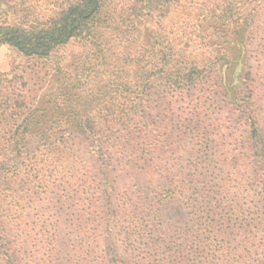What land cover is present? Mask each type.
Wrapping results in <instances>:
<instances>
[{
    "label": "rangeland",
    "instance_id": "obj_1",
    "mask_svg": "<svg viewBox=\"0 0 264 264\" xmlns=\"http://www.w3.org/2000/svg\"><path fill=\"white\" fill-rule=\"evenodd\" d=\"M123 4L119 3L117 8ZM51 8L52 0H0V22L6 17L16 23L31 18L43 20ZM171 27L165 42H174L178 50H185V57L179 63L193 66V75L201 78L200 86H172L150 71L152 79L160 81L151 87L147 98L136 102L141 103L137 108H177V114L184 118L191 113L189 108H199L202 124L198 135L184 141L176 155L167 153V165L164 161L155 170L128 169L123 161L128 157L112 151L114 162L110 176L115 191L110 202V212H113L110 222L116 219L117 223L113 222L109 228L105 200L94 183L95 160L88 143L75 134L55 129L45 131L50 127L48 120L52 117V108H94L95 111L113 98L114 95L107 94L103 100L86 101L92 81L96 85L98 81L111 79L109 70L112 64L120 63L124 44L112 43L109 51L93 57L92 50L78 39L58 50L46 62L25 57L8 45L0 46V104L9 100L12 108H21L17 111L21 116L32 111H36L37 117L46 116L29 136L27 154L19 158L16 169L20 179L14 180L11 188L5 187L16 199L4 212L8 238L3 242L4 247L14 253L15 264H118L129 261L132 249L127 239L131 212L134 207H143L133 205L135 196L151 199L144 213L151 208L157 211L152 197L163 192L165 176L172 178L178 170L171 164L181 159L185 174L193 173L191 166L195 162L189 160L191 150L200 148L203 161L210 159L220 166L221 180L229 184L231 195L240 194L244 199L245 189L240 181L250 180L256 151L250 150L255 141L247 134L248 117L236 108H252L251 117L264 128V0L176 1L140 19V35L134 52L139 53L144 42L147 47L152 42L159 45L160 39L152 38L156 29L163 37L162 29ZM111 34L119 37V33ZM56 66L61 67L63 75L56 72ZM74 79L79 80L80 98L67 97L62 92V86ZM134 98L119 100L115 105L132 108ZM15 99L19 103L16 106ZM170 115L163 114L162 128L156 138L159 142L169 138L179 144L177 127H170ZM177 145L169 146L168 151H174ZM196 162L200 164L199 160ZM44 163L47 165L42 166ZM32 165L34 170L30 174ZM9 176L13 180L17 173L13 176L11 172ZM180 198L162 201L158 209L162 228L187 223L189 210L183 197ZM243 199L240 204L247 207ZM221 206L227 205L222 202ZM260 229L263 233L251 239L252 247H256L255 256L242 255L232 245L230 256L217 263L257 264L258 261L259 264L263 261L264 225ZM141 249L142 245L135 244L137 258L132 263L146 264L140 259ZM207 257L212 260L209 256H192L189 260L191 264L198 260L207 264ZM164 258L161 255V261H166ZM160 259L155 260L156 263Z\"/></svg>",
    "mask_w": 264,
    "mask_h": 264
},
{
    "label": "trees",
    "instance_id": "obj_2",
    "mask_svg": "<svg viewBox=\"0 0 264 264\" xmlns=\"http://www.w3.org/2000/svg\"><path fill=\"white\" fill-rule=\"evenodd\" d=\"M176 1L179 0H52L50 13L43 20L31 18L29 21L16 23L10 22L6 17L4 22H0V46L8 45L25 57L43 62L78 39L83 40L92 50L93 57L109 51L112 43L124 44L125 50L120 63L112 64L109 70L111 79L108 78L102 83L98 81L96 85L92 81L86 101L89 103L101 98L103 100V96L107 94L114 95L113 98L105 105L95 108V111L94 108H52V117L48 120L51 121L50 127L45 131L48 133L55 129L62 133L75 134L88 143L95 160L94 183L105 200L107 227L112 226L113 222L117 223L116 219L110 222L113 218L110 202L115 191L110 176L114 162L112 151L128 157V160H123L128 169H138L140 172L145 169L155 170L164 161L167 165V153L176 155L182 149L184 141L194 134L198 135L202 124L199 108H189L191 113L185 118L177 114V108H137L141 103L136 102L147 98L151 87L160 81L153 80L150 71L159 74L165 83L172 86H200L201 78H195L193 66L179 63L185 57V50H178L174 42H165L173 26L162 29L163 37L161 31L156 29L152 38L160 39L159 45L152 42L147 47L144 46L147 42H144L140 46L143 47L142 50L139 53L134 52L140 35V19L175 4ZM119 3H124L123 7L117 8ZM157 24L159 26L160 23ZM111 32L119 33V37L115 38ZM55 70L58 72L61 67L56 66ZM58 74L64 73L60 71ZM78 82L79 80L74 79L62 86V92L67 97L76 95L80 98ZM131 97H135L134 107L119 108L115 105L119 100ZM8 102L6 100L0 104V264H15L14 253L10 248L4 247L8 238L4 212L15 204L16 199L5 187L11 188L14 180L20 179L16 169L19 158L27 154L29 136L35 125L46 117H37L36 111L21 116L20 112L17 113L21 108H12ZM14 104H19L18 100L15 99ZM236 110L248 117L247 134L255 141V146H251L250 150L256 151L251 163L250 180L240 181L245 189L244 199L240 194L231 195L229 184L221 180L220 166L210 159L203 161L200 148L191 150L189 160L195 162L191 166L193 173L185 174L181 159L171 164L173 169L178 167V170L172 178L165 176L163 192L160 191L152 197V201L157 203V211L151 208L144 213L150 203L148 200L151 199L135 196L136 203L133 205L138 204L144 208L134 207L131 212L127 239L132 249L129 250L130 260L120 261L118 264H137L132 263L137 258L135 244L142 245L140 259L146 264H191L189 258L192 256H209L212 260L207 257V264H218L220 259L230 256L232 245L242 255H256V247H252L251 239L260 232L263 233L260 228L264 225V128L261 129L251 117L252 108ZM154 113L155 117L152 116ZM164 113L171 114L170 127H177L180 138L178 145L169 138H164L162 142L156 138L162 128ZM171 145H177L174 151H168ZM202 163L203 167L200 168ZM44 165L47 164H42ZM33 166L30 167V174L34 170ZM11 172L13 176L17 173L13 180L9 176ZM163 194L166 196L163 197ZM181 196L189 210L187 223L162 228L163 223L158 216L162 201L167 198L181 200ZM242 199L247 207L240 204ZM221 201L227 206L222 207ZM161 255L165 256L166 261H161ZM159 259L156 263L155 260ZM192 264L204 263L198 260ZM259 264H264V260L259 261Z\"/></svg>",
    "mask_w": 264,
    "mask_h": 264
}]
</instances>
